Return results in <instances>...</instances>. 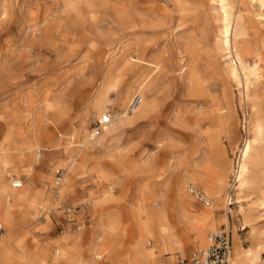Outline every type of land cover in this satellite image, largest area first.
Listing matches in <instances>:
<instances>
[{
    "label": "rangeland",
    "instance_id": "1",
    "mask_svg": "<svg viewBox=\"0 0 264 264\" xmlns=\"http://www.w3.org/2000/svg\"><path fill=\"white\" fill-rule=\"evenodd\" d=\"M229 2L236 29L230 47L223 43L217 0H0V261L164 264L163 254L177 261L207 247L211 230L227 227L229 264L238 254L241 264H264V181L239 203L236 179L245 139H256L264 150V128L258 136L250 122L253 112L264 116V0ZM236 51L245 65L231 78L227 71ZM194 66L197 84L190 76ZM248 84L255 107L244 99ZM138 92L150 106L145 113H138L142 104L127 112ZM101 93V115L110 110L113 116L93 138ZM225 98H233L235 121ZM208 108L227 113L219 120L218 149L228 161L220 198L195 173L215 166L206 149L207 124L201 116L194 120ZM26 141L34 148L29 161ZM12 174L23 187L11 186ZM188 182L203 188L212 204L191 194ZM93 184L104 197L68 196L73 185ZM24 187L28 194L21 204L7 198ZM56 192L57 201L47 200ZM59 199L94 203L101 212L107 206L94 227L103 233L93 238L95 230L81 235L70 227L57 208ZM208 211L212 216L204 223ZM245 212L252 213L249 220ZM148 222L155 236L141 241ZM200 226L202 245L193 236ZM52 235L57 237L40 244ZM52 241L57 244L50 249Z\"/></svg>",
    "mask_w": 264,
    "mask_h": 264
},
{
    "label": "bare ground",
    "instance_id": "2",
    "mask_svg": "<svg viewBox=\"0 0 264 264\" xmlns=\"http://www.w3.org/2000/svg\"><path fill=\"white\" fill-rule=\"evenodd\" d=\"M217 1H218L220 8L223 9V15L221 17V21H222L221 34L224 37L223 43L230 47L231 45L230 36L232 35L234 37L235 31H236V29L233 27L234 22H233L232 4L231 2H229V0H217ZM234 58H235L234 59L235 61L231 62V64L228 67L229 70L227 71L231 78H236L239 72V68H243L245 65L244 58L242 54H240L239 52L236 51ZM190 76L193 78L194 83L197 84L196 79L198 78V73H197L195 66ZM102 95L104 96V93H101V95L95 100L96 105L99 107V114H100L99 117L101 118H103L101 113L103 112L102 109L104 106V98ZM244 95H245L244 99L246 101V104L252 107H255L257 100L256 98H253L254 92L252 89L249 88V84L247 85ZM225 100L227 102V108H228L227 110L229 112L230 119L232 121H235L236 116L234 115V110L232 106L233 98H225ZM142 102L140 103V105L142 104ZM139 106L135 110L139 109ZM148 106H150V104L147 102L142 104L140 111L138 113H145ZM222 110H223L222 108H219L218 110L208 108L204 112H202L200 115H197L194 117V120L197 122L199 119V116H201L203 121L207 124V128H206L207 147L206 149L210 153V157H212V161L215 165L214 167H211L208 170H205V171L197 170L195 173L201 179L206 190H208V188L213 189V195L216 198L222 197L224 193V185H225V182L227 179V173H228L227 172L228 161L226 157L223 155L222 151H219L218 149V146L222 147V144H221L222 142L220 138L221 130L219 128V124H220L219 120L221 117L220 115L223 114L222 117H226L227 115V113L226 114L222 113ZM217 112L219 113V116ZM263 117L260 118L256 116L255 113L253 112L250 118V122L251 124H253V127L256 128L255 132L258 136H260L261 134V129L264 128V118ZM26 145L28 147L29 153L27 152L28 154L25 155V158L26 160L29 161L34 156V148H32V143L29 141H26ZM192 151L194 152L197 151V145L192 146ZM263 163H264V150H262L261 147H259V145L256 144V139L254 140L250 138L245 139L243 148L241 150L240 159L237 164V170H236V179L239 182V185L237 187V192H238L237 202L240 203L242 201L241 196L249 195L250 189H253V188L255 189L261 186L262 182L264 181ZM11 186H12V180H11ZM23 186H24V183H22V186L14 188V189H19ZM179 191H180L181 200L184 201L185 191H184L183 185L179 187ZM27 194H28V189L27 187H24L20 189L17 195L11 197V194H10L7 198L13 199L14 204H21L27 198ZM218 200L220 201V199ZM211 216L212 214L208 211L204 216V220H203L204 223H207V221L211 218ZM244 216H245V220H249L252 216V213L245 212ZM204 231L205 230L203 226L197 227L194 230L193 236H194V240L196 243H199L202 245L206 242ZM141 234H142L140 238L141 241L144 239V236H148V235L155 236L154 227L151 225L150 222L147 223L146 233L142 232ZM164 238H166V240L168 241L169 239H172V235L166 234L164 235ZM98 240L102 241V237H98ZM208 240L210 242L209 235H208ZM105 248H106L105 250L107 251V253L109 254L114 253L110 245H105ZM237 257H238L237 260L232 261V262H234V264H241L242 261L239 259V254L237 255Z\"/></svg>",
    "mask_w": 264,
    "mask_h": 264
},
{
    "label": "built area",
    "instance_id": "3",
    "mask_svg": "<svg viewBox=\"0 0 264 264\" xmlns=\"http://www.w3.org/2000/svg\"><path fill=\"white\" fill-rule=\"evenodd\" d=\"M143 98L144 97L141 93H136L127 105V112L134 111L143 101ZM111 118L112 112L110 110L106 111L103 118L100 117L98 122L92 127L91 136L93 138L100 136L106 128V125L111 121ZM12 175V186H22L23 180L15 177L14 174ZM235 184L236 179L233 178L230 184V196L227 201L228 205L233 202L230 200V197ZM187 188L191 194L204 204H212V197H210L201 187L197 186L193 182H189L187 184ZM57 208L63 210L64 213L62 216L64 221L69 223L70 227H74L77 230L82 229L86 225L90 216L86 210V203H77L72 205L68 202H61ZM46 210L48 212L51 211V209ZM2 227L3 225L0 224V228ZM209 239L210 242L207 247L195 249L191 251L188 256L180 257L177 264H229L232 254V238L229 228L221 227L211 230L209 232Z\"/></svg>",
    "mask_w": 264,
    "mask_h": 264
},
{
    "label": "crops",
    "instance_id": "4",
    "mask_svg": "<svg viewBox=\"0 0 264 264\" xmlns=\"http://www.w3.org/2000/svg\"><path fill=\"white\" fill-rule=\"evenodd\" d=\"M113 116V115H112ZM57 153V152H56ZM59 168H61V167H59ZM58 169V168H57ZM61 171H63V170H61ZM56 172H58V173H60V175H61V173L62 172H60V171H56ZM60 175H58V179H62V178H59V176ZM110 179H112V178H110ZM120 183H121V180H118ZM60 181H58V183H59ZM40 183V182H39ZM189 183V182H188ZM61 184V183H60ZM74 186V189L72 190V192H70V194L68 195L72 200H80V199H82V198H84V197H93V198H97V196L98 197H104L103 196V194H101V195H99L98 193H100V191L99 190H101V189H99V188H97L96 186H95V184H93L91 187H80V186H78V185H73ZM198 186V185H197ZM200 187V186H199ZM37 189H43V187H42V185H38V188ZM203 189V188H202ZM204 190V189H203ZM57 191H58V189H57ZM45 197H46V195H45ZM54 197V198H53ZM51 200L52 202H54V201H57V199H58V192H56L55 194H54V196L52 195H47V200ZM62 199V198H61ZM61 199H59L58 200V203L60 202H65L64 200H61ZM46 200V199H45ZM81 202H83V201H81ZM85 202V201H84ZM89 202H90V199H89ZM91 202H92V199H91ZM79 203V202H78ZM87 203V202H86ZM91 205L89 206L88 204L86 205V209L88 210L89 209V211H93V213H94V217H93V219L91 218V220H90V216H89V219H88V221H87V223H86V225L82 228V229H79V231H82V233H81V235H83V234H85L86 232H88L89 230H95L94 231V233H93V238L95 237L94 235L98 232V231H101V234L103 233V229L102 228H100V227H97V228H95L94 229V227H95V225H98L99 223H100V215H101V213H105L106 212V210H108V208H107V206H106V209H104L105 211L104 212H101L102 210H97L95 207H94V203H90ZM59 205V204H58ZM45 212V211H44ZM87 213L88 214H90L88 211H87ZM44 213H42L40 216H44L43 215ZM51 216V215H50ZM51 218H52V216H51ZM52 220H53V218H52ZM97 222H99L98 224H97ZM87 224H89L88 226H87ZM100 226V225H99ZM87 227V228H86ZM4 228V226L2 227V228H0L1 230ZM86 228V229H85ZM85 229V230H84ZM84 230V231H83ZM60 234V233H59ZM58 235V234H57ZM57 235H52V236H50L51 238H49V239H47L45 242H41L40 244H44V243H48V242H51L50 240H52V238H56L57 237ZM1 236V235H0ZM29 236V235H28ZM87 236H89V234H87ZM98 236H100V235H98ZM125 236H127V237H129L127 234H125L124 235V237ZM130 239H131V237H129ZM97 239V238H96ZM25 240V239H24ZM80 239L78 240V242L80 243ZM12 244H14V245H16L14 242H11ZM11 243H9V247H11L10 245H11ZM52 244H57V243H55V242H53L52 241V243H50V249H51V246H52ZM35 246V245H34ZM199 249V248H198ZM12 250H13V248H12ZM13 252H15L14 250H13ZM56 252V254L58 255L59 254V251L58 250H56L55 251ZM30 256V254L29 255H27L26 256V259L28 258ZM179 258L180 257H178V259H177V261L175 260L174 261V258L172 257V255H168L167 257L165 256V254H163L162 256H161V259L163 260V262H164V264H177L178 263V260H179ZM26 259H23V260H26ZM0 264H7V261L6 260H4V261H0Z\"/></svg>",
    "mask_w": 264,
    "mask_h": 264
}]
</instances>
